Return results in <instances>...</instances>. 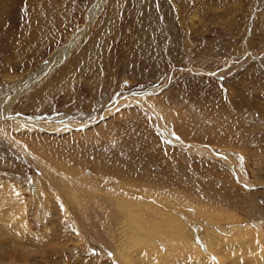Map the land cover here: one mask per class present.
Returning <instances> with one entry per match:
<instances>
[{
    "label": "rangeland",
    "instance_id": "rangeland-1",
    "mask_svg": "<svg viewBox=\"0 0 264 264\" xmlns=\"http://www.w3.org/2000/svg\"><path fill=\"white\" fill-rule=\"evenodd\" d=\"M261 106L264 0H0V255L264 264Z\"/></svg>",
    "mask_w": 264,
    "mask_h": 264
},
{
    "label": "bare ground",
    "instance_id": "bare-ground-1",
    "mask_svg": "<svg viewBox=\"0 0 264 264\" xmlns=\"http://www.w3.org/2000/svg\"><path fill=\"white\" fill-rule=\"evenodd\" d=\"M141 107H143V106H141ZM143 108H144V107H143ZM217 134H218V133L214 132L215 140H214L213 142H215L217 145H218V144H219V145H223L224 142L222 141V138H223L222 135H221V134L217 135ZM165 138L168 139L167 137H165ZM26 139H28V138H26ZM24 141H25V140H24ZM28 142H29V141H28ZM31 142H32V141H31ZM171 144H174V143L171 142ZM175 144H178V143H175ZM175 144H174V145H175ZM29 145H30V144H29ZM34 145H35V143H31V146H32V147L34 148V150L36 151L37 147L35 148ZM178 145H179V144H178ZM33 148H32V149H33ZM37 150H38V149H37ZM37 152H39V151H37ZM39 153H41V152H39ZM41 154H42L43 156L48 157L47 154H44V153H41ZM47 159H49V158H47ZM169 160H170V159H169ZM51 161H52V160H51ZM52 165H53V164H52ZM58 166H59V165H58ZM58 168H59V167H58ZM64 170H65V169H64ZM67 171H68V170H67ZM68 172H69V171H68ZM60 180H61V179H60ZM66 181H67V180L65 179V183H67ZM259 182H264V180H260V179H259ZM0 184H1V183H0ZM68 184H71V183H68ZM57 185H58V184H57ZM58 186H59V185H58ZM69 186H70V185H69ZM71 186H73V185L71 184ZM2 188H3V187H2ZM67 188H68V187H67ZM78 191H79V190H78ZM2 192H3V191H2ZM4 192H5V191H4ZM4 192H3V195H4L5 193H7L8 190H7V192H5V193H4ZM10 193H12L11 190H10ZM53 194H54V193H53ZM0 195L2 196L1 192H0ZM5 195H6V194H5ZM65 195H66V194H65ZM12 196H13V195H12ZM73 196H74V195H73ZM6 197H7V195H6ZM6 197H5V198H6ZM48 197H49V196H48ZM5 198H4V199H5ZM4 199H3V200H4ZM9 199H10V198H9ZM9 199H8V200H9ZM49 199H51V197H49ZM3 200H2V202H3ZM10 201L12 202V200H10ZM53 201H54V200H53ZM84 201H85V200H84ZM81 202H82V201H80L79 199H78V200H76V199H72V200H71V204H72V203H74L75 205L78 204L79 208H80V205L82 204ZM3 203H4V202H3ZM9 204H10V203H9ZM108 204H109V203H108ZM0 205H1V203H0ZM2 205H3V204H2ZM6 205H7V204H6ZM90 205H91V204H90ZM2 207H4V206H2ZM2 207H1V208H2ZM81 207H82V206H81ZM9 208H10V207H9ZM76 208H77V207H76ZM94 208H95V207H94ZM100 209H101V208H100ZM109 209H110V207H109ZM76 210H77V209H76ZM80 210H81V209H80ZM15 216H16V215H14V217H15ZM5 217H6V216H5ZM15 221H16V220H15ZM1 223H2V222H1ZM81 224H82V223H81ZM12 227H13V226H12ZM112 234H113V233H112ZM20 235H21V234H20ZM85 235H86V234H85ZM88 235H89V234H88ZM209 235H210V234H209ZM20 237H21V236H20ZM98 238H99V237H98ZM112 238H113V237H112ZM145 238H146V237H145ZM102 239H103V238H102ZM200 239H201V238H200ZM105 240H106V239H105ZM113 240H114V239H113ZM125 241H126V240H125ZM210 241H211V244H212L211 249L217 251L218 249H217L216 247L222 243V240H221L220 238H215L213 235H211V237H210ZM107 242H108V241H107ZM111 242H112V241H111ZM142 242H143V244L145 243L144 241H142ZM121 243H124V242L121 241L120 244L118 245V246H120V247L117 248V249L120 248V250H119L120 252H122V250H123V248H124V245H125V244L122 245ZM223 243H224V242H223ZM114 244H115V243H114ZM139 244H140V243H139ZM15 245H16V244H15ZM110 245H111V244H110ZM116 245H117V244H116ZM0 246H1V245H0ZM146 246H147V245H146ZM203 246H204V245H203ZM18 247H19V246H18ZM107 247H108V246H107ZM219 247H220V246H219ZM219 247H218V248H219ZM225 247H226V246H225ZM243 247H244V246H243ZM11 248H12V247H11ZM104 248H105V247H104ZM115 248H116V247H115ZM213 248H214V249H213ZM105 249H106V248H105ZM117 249H115V250H117ZM121 249H122V250H121ZM231 249H232V248H231ZM15 250H16V248H15ZM0 251H1V250H0ZM7 251H8V250H7ZM219 251H220V249H219ZM1 252H2V251H1ZM13 252H14V251H13ZM217 253H218V251H217ZM24 254H25V253H24ZM215 254H216V253H215ZM220 254H221V252L218 253V256H219ZM225 254H226V253H225ZM112 255H113V254H112ZM167 255H168V254H167ZM117 256H118V255H117ZM143 256H144V255H143ZM219 257L221 258V256H219ZM219 257H218V258H219ZM224 257H225V256H224ZM22 258H24V257H22ZM222 258H223V257H222ZM222 258H221V259H222ZM225 258H226V257H225ZM236 258H237V257H236ZM141 259H142V258H141ZM145 259H146V258H145ZM147 259H148V258H147ZM237 259H239V258H237ZM223 260H224V259H223ZM225 260H226V259H225ZM225 260H224V261H225ZM221 261H222V260H221ZM237 261H238V260H237ZM243 261H244V260H243ZM250 261H251V260H250ZM171 262H172V261H170V263H171ZM173 262H174V261H173ZM173 262H172V263H173ZM244 262H245V261H244ZM256 262H257V261H256ZM161 263H163V262H161ZM165 263H166V262H165ZM165 263H164V264H165ZM168 263H169V262H168ZM225 263H226V262H225ZM250 263H251V262H250ZM137 264H150V263H148V262H146L145 260H143L141 263H140V261H138ZM166 264H167V263H166ZM173 264H174V263H173ZM237 264H238V263H237Z\"/></svg>",
    "mask_w": 264,
    "mask_h": 264
},
{
    "label": "crops",
    "instance_id": "crops-1",
    "mask_svg": "<svg viewBox=\"0 0 264 264\" xmlns=\"http://www.w3.org/2000/svg\"><path fill=\"white\" fill-rule=\"evenodd\" d=\"M219 91V90H218ZM211 96H207V99L209 100V105L210 104H215L216 102L217 103H219L220 101H221V99H220V95H219V93L216 91V90H214L213 92H211ZM262 108H263V106H261ZM221 109V108H220ZM264 109V108H263ZM193 112V111H192ZM191 112V113H192ZM215 117V116H214ZM214 117H212V120H214ZM212 127L210 128V130H215V131H217L218 133H222L221 131H220V128L219 127H215L216 125H211ZM209 130V131H210ZM204 141H207L206 143H209V144H215V143H213L212 141H208V140H204ZM219 145V144H218ZM15 257H18V256H15V255H13V254H10V255H5V254H1L0 255V259H1V261H0V264H8L7 263V261H10V264H16L17 262H19ZM6 260V261H5Z\"/></svg>",
    "mask_w": 264,
    "mask_h": 264
}]
</instances>
